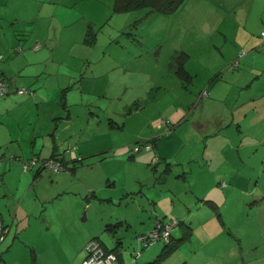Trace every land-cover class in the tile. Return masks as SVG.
Instances as JSON below:
<instances>
[{"label":"rangeland","instance_id":"1","mask_svg":"<svg viewBox=\"0 0 264 264\" xmlns=\"http://www.w3.org/2000/svg\"><path fill=\"white\" fill-rule=\"evenodd\" d=\"M114 4L0 0V209L24 226L0 251L82 264L93 239L122 238L125 263L142 264L165 240L137 236L183 218L193 234L160 264H264V0ZM54 148L83 162L24 170Z\"/></svg>","mask_w":264,"mask_h":264},{"label":"trees","instance_id":"2","mask_svg":"<svg viewBox=\"0 0 264 264\" xmlns=\"http://www.w3.org/2000/svg\"><path fill=\"white\" fill-rule=\"evenodd\" d=\"M184 1L185 0H115L114 10L117 12H124V11L132 10V9L148 7V8H150L149 13L168 14V13L175 12L182 5V3ZM183 72L186 73L185 70ZM187 75L189 76V78H191L190 73H188ZM0 79L7 85L3 75H1V73H0ZM7 90H8V85H7ZM19 90H21V89H19ZM25 90L26 91L24 93H30V90H28V89H25ZM0 94L1 95L9 94V90L6 94H2L1 92H0ZM35 158H37V164L28 169V170H30V169L37 166L35 168V172H34V178L35 179H37L39 176H41L43 174V172H45V170H54L47 165V163L49 161L58 162L60 164L59 170L69 169L71 172H75V170L78 168L77 165L83 162V159H74L73 158V160H71L73 165H71V167H68L67 166V164H68L67 160L64 158L63 154L57 152L56 148H54V150L52 151V153L49 157L41 158L39 156H36ZM25 164H26V162L24 163V165ZM202 200L204 201V203L208 204L209 206H211L214 209H216L218 207V204L214 200L205 199V198ZM254 200L260 201L261 198L256 197ZM0 214H1V212H0ZM1 216H2V214H1ZM218 216H219V218L222 219V215L220 213H218ZM121 224H122V221H119L116 223H109L106 225V227L108 230L111 231V233H116L118 230L117 228ZM175 227H180V229L182 231L179 236H174L172 234L171 230ZM158 228L160 229V236L158 237V239L156 241H158L160 239H164L165 244H164L162 250L160 251V253L153 260L144 262L142 264H160V263H162L165 259L169 258L174 252H176L185 242L189 241V239L191 238V236L193 234V228H192L191 224L189 223V221H187L186 219H183V218L172 219V222H168V223L162 219H158L156 221L155 227L153 228L152 231H154L155 229H158ZM166 229H168V231H169L168 237L163 236V232ZM152 231H149L148 233L144 232L143 234L137 236V241H138V244L141 245V249H145L147 246H149L151 244L150 243L149 245L145 246L144 240L141 238L142 237H149ZM92 241L98 242L99 245L101 246V248L104 249L107 253L114 252L116 254L117 260L113 264H127V263H125L123 255H122V251L120 250L121 246L123 245L122 238H115L114 239V243H115L114 247H108L101 240L93 239ZM133 253L135 254L136 257L140 256L139 250H137V251L134 250ZM35 256H36V254H35ZM87 256H88V251L86 254V258H87ZM35 264H37V263H35ZM180 264H189V263L187 260H183Z\"/></svg>","mask_w":264,"mask_h":264},{"label":"built area","instance_id":"3","mask_svg":"<svg viewBox=\"0 0 264 264\" xmlns=\"http://www.w3.org/2000/svg\"><path fill=\"white\" fill-rule=\"evenodd\" d=\"M264 36V33L262 34ZM26 90L21 89L19 90V93H24ZM0 92L2 94H6L8 92L7 85L0 79ZM37 164V158H32L30 161L26 162L24 165V170H28L30 167H33ZM47 165L54 169L55 171H59L60 164L58 162L49 161ZM8 231L7 226L3 223L2 216L0 214V243L5 238V235ZM155 234V236H154ZM160 236V229H155L151 232L149 237H142L141 239L144 240V245H149L152 241H156L158 237ZM164 237L169 236V231L166 229L163 232ZM88 256L83 261L82 264H113L117 258L116 254L114 253H107L104 249L101 248L98 242L92 241L87 246Z\"/></svg>","mask_w":264,"mask_h":264},{"label":"crops","instance_id":"4","mask_svg":"<svg viewBox=\"0 0 264 264\" xmlns=\"http://www.w3.org/2000/svg\"><path fill=\"white\" fill-rule=\"evenodd\" d=\"M52 153V152H51ZM51 155V154H50ZM255 192H257L256 190H255ZM27 195V194H26ZM26 195L25 196H23L20 200H19V202H20V205L23 203V201L25 200V198H26ZM255 197H258V196H255ZM205 199H210V200H214L216 203L218 202V199L216 198V197H211L210 198V196H207V197H205ZM218 204V203H217ZM219 207V206H218ZM8 211H10V209H9V207H8ZM0 212H1V214H2V219H3V222H4V224H6L7 225V227L9 228V230H11V231H13V230H15L16 231V235H18V231L21 229H23V227L24 226H22V224H20V222H17V219L20 217V215H21V213H20V209L19 208H17L16 210H15V213H14V215H13V217H12V220H11V222L10 221H8V219H7V215H5V213H3V211L0 209ZM146 232V231H145ZM7 250H9V247H7ZM2 251H4V250H1L0 251V261L2 260V261H5V263L4 264H13L12 262H11V259L10 258H8V256H7V254L5 255H3L2 253ZM85 258H86V256H85ZM84 259V258H83ZM144 259V258H143ZM1 264H3V263H1Z\"/></svg>","mask_w":264,"mask_h":264}]
</instances>
